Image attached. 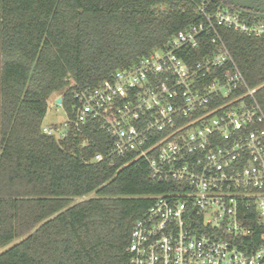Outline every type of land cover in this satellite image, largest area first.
Masks as SVG:
<instances>
[{"label":"trees","instance_id":"1","mask_svg":"<svg viewBox=\"0 0 264 264\" xmlns=\"http://www.w3.org/2000/svg\"><path fill=\"white\" fill-rule=\"evenodd\" d=\"M201 19L190 0H0V250L18 240L0 264H129L133 224L166 186L142 160L91 162L112 146L98 128L57 140L43 121L58 96L72 114L71 83L95 87ZM220 33L264 110V38Z\"/></svg>","mask_w":264,"mask_h":264},{"label":"built area","instance_id":"2","mask_svg":"<svg viewBox=\"0 0 264 264\" xmlns=\"http://www.w3.org/2000/svg\"><path fill=\"white\" fill-rule=\"evenodd\" d=\"M190 2L201 21L95 87L71 83L72 114L58 96L67 120L42 131L76 142L96 127L112 146L91 162L142 160L166 186L133 224L129 264H264V110L220 33L264 38V17Z\"/></svg>","mask_w":264,"mask_h":264},{"label":"flooded vegetation","instance_id":"3","mask_svg":"<svg viewBox=\"0 0 264 264\" xmlns=\"http://www.w3.org/2000/svg\"><path fill=\"white\" fill-rule=\"evenodd\" d=\"M222 2L236 9H238L239 6H250L253 9H242L241 11L264 17V15L260 16L264 14V0H222ZM234 4L237 5L235 6Z\"/></svg>","mask_w":264,"mask_h":264},{"label":"rangeland","instance_id":"4","mask_svg":"<svg viewBox=\"0 0 264 264\" xmlns=\"http://www.w3.org/2000/svg\"><path fill=\"white\" fill-rule=\"evenodd\" d=\"M55 97V96H54ZM54 100H51L50 104H49V108H48V112L46 114V117L43 121L44 124L46 125H50V124H57V125H60L62 122L66 121L67 120V116L64 112H60V111H57V108L56 106L54 105ZM94 195H89L86 198H89V197H93ZM18 240H15L13 243H11V245H13L14 243H16ZM11 245H8L4 248H2L0 250V253L3 252L4 250H6L8 247H10Z\"/></svg>","mask_w":264,"mask_h":264},{"label":"water","instance_id":"5","mask_svg":"<svg viewBox=\"0 0 264 264\" xmlns=\"http://www.w3.org/2000/svg\"><path fill=\"white\" fill-rule=\"evenodd\" d=\"M234 5L236 6L237 4H234ZM242 9H253V8L250 6H239L238 10H242ZM263 15L264 14H261L260 16H263ZM61 101H62L61 97L57 98V102H61Z\"/></svg>","mask_w":264,"mask_h":264}]
</instances>
